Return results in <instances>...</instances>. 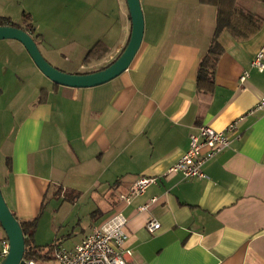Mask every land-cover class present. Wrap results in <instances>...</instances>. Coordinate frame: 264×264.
Segmentation results:
<instances>
[{
  "label": "crops",
  "instance_id": "1",
  "mask_svg": "<svg viewBox=\"0 0 264 264\" xmlns=\"http://www.w3.org/2000/svg\"><path fill=\"white\" fill-rule=\"evenodd\" d=\"M23 3L40 52L55 68L64 69L59 57L72 42L76 50L69 55L78 50L85 61L105 64L129 42L126 0H0V17L18 24L12 11ZM140 3L141 47L128 70L100 86L55 85L20 42L0 41V110L10 117L0 119L4 199L20 222L37 220L34 242L43 217L67 202L63 223L82 215L89 222L71 248L53 240L66 250L121 212L135 264H264V109L254 111L264 97V69L253 66L258 53L264 55V22L246 39L220 34L213 92L200 96L197 70L215 33L216 6L202 0ZM237 3L264 21L263 2ZM36 13L56 15L49 32L40 29ZM98 43L100 54L87 57ZM77 67L65 71L84 70ZM238 120V137L203 165L204 179L164 176L201 126L221 131ZM141 176L159 181L123 201ZM154 220L160 228L150 232ZM5 240L0 227V253Z\"/></svg>",
  "mask_w": 264,
  "mask_h": 264
},
{
  "label": "built area",
  "instance_id": "2",
  "mask_svg": "<svg viewBox=\"0 0 264 264\" xmlns=\"http://www.w3.org/2000/svg\"><path fill=\"white\" fill-rule=\"evenodd\" d=\"M263 53L260 52L253 61V66L263 71ZM248 77L244 73L240 80L244 82ZM264 109V97L256 104L254 111ZM239 120L229 124L224 130L218 131L210 126H201L197 134L190 136L189 148L177 163L171 166L164 176L181 175L184 179H204L203 165L230 146L238 137ZM159 177H138L122 200L130 202L135 196L143 194L150 186L157 184ZM156 198L151 200L155 203ZM148 204L139 207V211H145ZM127 219L118 212L101 223L91 234L75 246L73 250L62 247L54 251V260L57 264H135L132 260V251L126 247L128 239ZM150 232L160 228L156 220L147 224ZM3 249L0 253V264L9 251L8 240L3 241ZM22 264H37L33 260L23 258Z\"/></svg>",
  "mask_w": 264,
  "mask_h": 264
},
{
  "label": "water",
  "instance_id": "3",
  "mask_svg": "<svg viewBox=\"0 0 264 264\" xmlns=\"http://www.w3.org/2000/svg\"><path fill=\"white\" fill-rule=\"evenodd\" d=\"M132 21L129 42L121 55L109 66L87 74H69L52 66L42 55L34 38L26 31L15 27H0L1 40L20 42L39 71L54 84L70 88H92L110 82L128 70L136 57L144 35V14L140 0H126ZM0 225L9 244L7 256L1 264H22L25 255V236L19 220L7 205L0 187Z\"/></svg>",
  "mask_w": 264,
  "mask_h": 264
},
{
  "label": "trees",
  "instance_id": "4",
  "mask_svg": "<svg viewBox=\"0 0 264 264\" xmlns=\"http://www.w3.org/2000/svg\"><path fill=\"white\" fill-rule=\"evenodd\" d=\"M202 1L210 2L214 4L217 8V22H216L215 33L210 43L208 51L200 59L197 70V80H196L198 94L200 96H205V95L211 96L215 85L216 68L220 56L223 53V47L219 42L220 34L225 30V31H229L236 38L246 39L256 34L263 25L264 21L259 16L254 15L246 11L245 9L241 8L238 5L237 0H202ZM258 1L264 3V0H258ZM23 18H24L23 25H20L14 23L8 17H0V27H15L22 29L27 33H29L34 38V40H36L38 35L35 36V29L33 24L31 23L30 15L24 14ZM100 51H101V45L98 43L88 52L87 57L90 54L99 55ZM106 67L107 66L101 69H104ZM20 225L22 227L25 236L24 258L28 260H33L36 263L39 260L42 261L54 260V251L56 250V248L60 247L57 243L40 246V245H36L34 242V234L37 226V220L20 222Z\"/></svg>",
  "mask_w": 264,
  "mask_h": 264
},
{
  "label": "rangeland",
  "instance_id": "5",
  "mask_svg": "<svg viewBox=\"0 0 264 264\" xmlns=\"http://www.w3.org/2000/svg\"><path fill=\"white\" fill-rule=\"evenodd\" d=\"M12 12L14 14L15 20H18L19 22L18 24L20 25H23V21H24L23 14L24 13L30 14L24 9V3L22 5L16 4L15 11H12ZM33 16L34 18L38 19L40 29L45 32L47 31L49 32L50 23L56 21V15H42V14L36 13ZM69 27L70 28L72 27L71 23L69 24ZM70 30H72V33H73V27ZM65 50L66 51L64 53L66 54V56L59 57V63L64 68V69H59V70L65 73L73 74V73H70L71 71H65V70H72L73 67H77V66H78L77 68H79V66L81 65H84V70L78 69L79 73H76V74L92 73V72L97 71L101 67L109 66L113 62L112 61V62L105 64V62H102V61L101 62L87 61V60L85 61L86 53H79L78 50L75 52L76 55H69V51L76 50L73 42L70 43L69 46ZM0 116H1L0 119H2L3 117V118H6L7 121L10 118L9 113L3 112L2 110H0ZM8 138L9 136L7 137V139ZM6 173H7L6 159H5L4 153L0 149V185L3 183ZM55 206L56 205L54 204V206L52 207H55ZM68 208H69V204L65 202L63 206L60 208V210L54 216L51 215L50 212H48L43 217L42 223L38 229L37 237L35 238V243L46 245V244L53 243L54 242L53 240L56 238L57 239L56 242L62 243L64 248H71L72 246H74V244H76L83 238L84 234H86L87 232V225L89 222V217L86 215H82L79 218H75V219H73L72 217L71 220H68L67 222L63 223L64 218H65V213ZM53 225H54V228H53ZM0 227L2 228L1 225ZM37 264H57V263L55 260H51V261L39 260Z\"/></svg>",
  "mask_w": 264,
  "mask_h": 264
}]
</instances>
